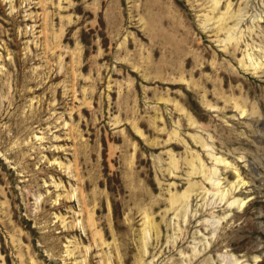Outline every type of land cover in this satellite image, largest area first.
Here are the masks:
<instances>
[{"label":"rangeland","instance_id":"1","mask_svg":"<svg viewBox=\"0 0 264 264\" xmlns=\"http://www.w3.org/2000/svg\"><path fill=\"white\" fill-rule=\"evenodd\" d=\"M0 264H264V0H0Z\"/></svg>","mask_w":264,"mask_h":264}]
</instances>
